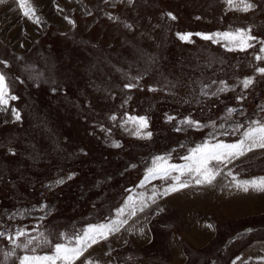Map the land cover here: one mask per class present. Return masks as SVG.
I'll list each match as a JSON object with an SVG mask.
<instances>
[{
	"label": "rangeland",
	"instance_id": "374dc122",
	"mask_svg": "<svg viewBox=\"0 0 264 264\" xmlns=\"http://www.w3.org/2000/svg\"><path fill=\"white\" fill-rule=\"evenodd\" d=\"M33 2L39 23L23 16L15 0L0 4V61L8 65L0 63V71L18 97L0 112V264L51 254L55 243L68 242L65 236L125 220L127 227L76 264L85 258L103 264L94 260L99 252L110 253L111 264H264L262 201L231 215L213 207L217 181L230 188L239 183L230 179L264 172V149L212 162L219 174L211 185L179 172L148 173L157 157L182 166L197 145L237 143L251 122L263 120L264 75L256 69L264 60L256 56L264 55V0H247L255 7L246 12L225 0ZM236 29L257 38L252 48L229 51L223 40L193 35L189 43L177 36ZM247 77L254 83L245 89ZM128 116L147 117V127L137 133ZM176 176L189 185L177 192L188 190L182 203L207 208L196 214L209 224L198 242L189 238L181 210L194 209L170 201L178 198L172 193L160 195ZM199 188L207 199L193 193ZM141 224L145 232L130 231ZM20 229L43 233L49 243L35 253L16 248L9 237Z\"/></svg>",
	"mask_w": 264,
	"mask_h": 264
},
{
	"label": "snow or ice",
	"instance_id": "6c2138e0",
	"mask_svg": "<svg viewBox=\"0 0 264 264\" xmlns=\"http://www.w3.org/2000/svg\"><path fill=\"white\" fill-rule=\"evenodd\" d=\"M8 0H0V4L7 3ZM19 9L22 11L23 16L32 20L34 23H39L40 18L36 16V7L34 6L33 0H15ZM131 2V0H129ZM225 2L231 7L236 8L241 11H249L254 8L255 5L247 2V0H239V3H236L235 0H225ZM172 20H175L176 17L172 13L166 14ZM111 18V17H110ZM65 19H68L65 17ZM69 23L74 24V21L69 20ZM193 35L199 36L204 40H210L213 43H219L221 40L226 41L225 45L229 51L240 50L245 51L248 48H252L253 44L251 41L257 39L255 36L250 34V30L245 29H236L234 31H225V32H216V33H177L178 38L181 41L192 42L191 37ZM260 52L264 53V47L260 48ZM257 60H264V55H257ZM5 67H8L7 63L0 61ZM261 75H264V67H259L256 69ZM136 79V78H133ZM254 83L252 77H247L242 81L243 87L245 89L249 88ZM126 88L137 87L135 83H129L125 85ZM155 90V89H150ZM219 91H224L223 88ZM216 93H213L215 95ZM18 99L15 95H12L8 87V82L6 74L0 71V112L8 111L10 106V101ZM236 111L235 109H228L229 115ZM11 113L16 120H19L20 113L17 109L11 108ZM115 119V117H112ZM169 120L173 119L168 117ZM132 123L137 125V133H139L141 128H146L148 124V119L145 116H128V119L125 123ZM182 123L189 124L191 126L199 127V122L193 121L191 119H186ZM239 127V126H238ZM179 131V129H177ZM147 136L150 137L151 133H147ZM119 146L118 144L116 145ZM264 149V121H253L251 126L247 128L243 133V138L240 139L237 143L233 144H200L195 148L190 150V154L184 159L187 161L182 166L174 165L167 163L165 158L157 157L156 160L160 163L155 164L153 168L148 169L149 177L159 176L161 178H168L172 172H179L180 175H191L194 179L195 184L211 185L219 174L217 170L210 165L212 162L216 163H225L231 162L234 159H239L240 157L246 155L248 152L253 151L254 149ZM69 179L72 177L69 176ZM176 183L167 187L163 193L160 195L167 196L173 192L179 191L182 188L188 187V183L180 180V176L173 177ZM63 180H58L57 183H63ZM237 187L244 192H248L249 189H253L258 192H264V177L253 180H244L237 184ZM152 202L155 203V194L151 198ZM143 205L140 208V211L144 210ZM123 210H121L122 214ZM135 215V209L130 213ZM127 223V221L113 222L110 224L103 225H90L86 230L81 234H75L72 237L65 236L67 243H55L53 245V251L51 254L45 255H24L20 257L19 264H76L78 260H81V257H84L88 249L92 248L93 245L99 244L101 241L107 240L110 235L115 232L120 231V225ZM0 235H4L0 233ZM64 235V234H62ZM23 241L17 243L18 240ZM10 241L14 244L16 248H22L26 251L35 253L36 249L47 245L49 241L47 238L43 237V233L40 236H31L24 229L18 230L14 237H9ZM14 251V250H13ZM13 253H7V255H12ZM81 264H93V262L87 258L81 261Z\"/></svg>",
	"mask_w": 264,
	"mask_h": 264
},
{
	"label": "crops",
	"instance_id": "0c3cea01",
	"mask_svg": "<svg viewBox=\"0 0 264 264\" xmlns=\"http://www.w3.org/2000/svg\"><path fill=\"white\" fill-rule=\"evenodd\" d=\"M235 120H230V122H234ZM262 121H264V118H263V120ZM223 130H224V127L222 128ZM240 139H242L243 138V134H241V136L239 137ZM240 139H238V140H236V142H238ZM230 144H232L233 142L231 141V142H229ZM228 144V143H227ZM257 149H260V148H257ZM255 150V149H254ZM261 177H264V172L263 173H258L257 175H253V176H249V177H246V178H243V179H236V178H234V179H230V180H238L239 182H241V181H244V180H253V179H259V178H261ZM200 190V192H193V193H200L199 195L202 197L203 195H202V190L203 189H201V188H199ZM185 191H188L187 189H184ZM196 190V189H195ZM198 190V189H197ZM185 191H181L180 193H177L178 191H176V192H174V193H172L170 196H176V197H178V198H176V199H172V200H170V201H177V202H179V206H181V207H188V208H191V209H194L193 211H195V212H193V211H189V210H184L183 208H181V210L184 212V214H183V220H184V222H185V227H187V228H189L188 229V231H189V234H190V237L189 238H191L192 236V238L191 239H193V238H195V240L198 242L200 239L202 240V235L204 234V236L206 235V228L207 227H209V224H206L207 223V221H205L206 219L204 218L203 220H201L200 219V221L197 219V217H196V214H202V213H206L207 212V208H202V206L200 205V207L201 208H197L196 206H194L193 205V207L190 205V204H187V203H182V201H183V199L184 198H182L181 196H182V193H184ZM189 191H192V190H189ZM192 193V194H193ZM203 198H205L204 196H203ZM159 199V198H158ZM205 199H207V198H205ZM128 219H130V218H128ZM127 221H129V220H127ZM104 224H107V223H104ZM127 224V223H126ZM123 225V224H121L120 225V231H118L117 233L119 234L125 227H127V225ZM99 225H103V223H101V224H99ZM131 228H129V229H131L130 231L131 232H134V231H137V232H140V233H143V232H145V229L143 228V225L141 224V226L139 227V228H135V226H130ZM142 230H143V232H142ZM186 232V231H185ZM116 232L114 233V234H112V235H110L109 236V239H111V237L112 236H114V235H116L117 234ZM137 234V233H136ZM186 234L187 233H185V236H186ZM130 234L128 233V234H126V237H125V239H127L128 237H130L129 236ZM140 236V237H139ZM138 236V238H141L142 237V235H139ZM143 238V237H142ZM198 238H200L199 240H198ZM115 239L117 240V242H118V244H119V242L120 241H122V240H124L122 237H115ZM134 239V238H133ZM144 239V238H143ZM135 241H136V239H135ZM138 241H140V240H138ZM195 241V242H196ZM107 242H106V240H104V241H101L99 244H96V245H101L100 247H98V248H102V246H104L105 244H106ZM127 243V242H126ZM95 245H93V247H94ZM90 248V249H88V252H86L85 253V255H89V254H91V252L94 250H99L98 248ZM176 249H177V244H175L174 245V252L176 251ZM84 255V256H85ZM82 258V257H81ZM175 259H177L176 257H175ZM94 260H98V261H101V262H103V264H111L112 263V260H111V254L110 253H100L99 252V254L98 255H96V259H94ZM111 260V263L109 262ZM120 264H125V263H120ZM135 264H138V263H135ZM140 264V263H139Z\"/></svg>",
	"mask_w": 264,
	"mask_h": 264
},
{
	"label": "bare ground",
	"instance_id": "6f19581e",
	"mask_svg": "<svg viewBox=\"0 0 264 264\" xmlns=\"http://www.w3.org/2000/svg\"><path fill=\"white\" fill-rule=\"evenodd\" d=\"M216 182V181H215ZM220 182V183H218ZM217 187L218 191L215 192V195L217 193H220L219 196L215 199L213 207H217L216 210L224 213V214H234L242 210L254 208L255 206L264 205V192H259L258 194L253 193V192H258L253 189H249L248 192L242 191L240 188L237 187V184H233L230 188L222 187V179L220 181H217ZM252 193L255 194V196H252ZM263 196L262 200H257V198ZM189 203L192 207L195 201H190ZM194 202V203H192ZM197 204V203H196Z\"/></svg>",
	"mask_w": 264,
	"mask_h": 264
},
{
	"label": "trees",
	"instance_id": "16d2710c",
	"mask_svg": "<svg viewBox=\"0 0 264 264\" xmlns=\"http://www.w3.org/2000/svg\"><path fill=\"white\" fill-rule=\"evenodd\" d=\"M214 264H216V262Z\"/></svg>",
	"mask_w": 264,
	"mask_h": 264
}]
</instances>
